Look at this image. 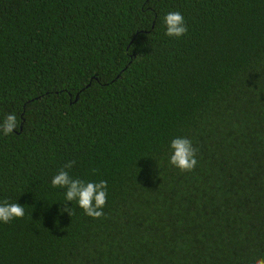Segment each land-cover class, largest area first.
Here are the masks:
<instances>
[{
    "label": "trees",
    "instance_id": "16d2710c",
    "mask_svg": "<svg viewBox=\"0 0 264 264\" xmlns=\"http://www.w3.org/2000/svg\"><path fill=\"white\" fill-rule=\"evenodd\" d=\"M188 32L165 35L166 13ZM0 264L264 257V0H0ZM187 137L197 166L169 163ZM107 181L94 219L52 178ZM65 204L69 211H63Z\"/></svg>",
    "mask_w": 264,
    "mask_h": 264
},
{
    "label": "clouds",
    "instance_id": "9594fccd",
    "mask_svg": "<svg viewBox=\"0 0 264 264\" xmlns=\"http://www.w3.org/2000/svg\"><path fill=\"white\" fill-rule=\"evenodd\" d=\"M163 25L165 35L180 38L188 32V26L182 13L171 11L164 15ZM17 127L16 116L13 113L7 114L0 120V133L8 135ZM171 155L169 163L178 168L181 172H190L197 166V149L187 137H176L171 140ZM75 161H68L63 168L52 178V186L65 189V200L76 201L84 213L94 219L104 215L103 208L107 202V181L85 182L82 179L72 178L66 169L72 168ZM69 211L65 204L63 211ZM24 207L19 203H9L7 200L0 202V222L9 223L14 219L23 218ZM254 264H264V257H258Z\"/></svg>",
    "mask_w": 264,
    "mask_h": 264
}]
</instances>
